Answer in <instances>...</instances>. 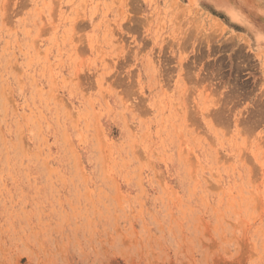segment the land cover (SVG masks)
<instances>
[{
    "label": "rangeland",
    "instance_id": "obj_1",
    "mask_svg": "<svg viewBox=\"0 0 264 264\" xmlns=\"http://www.w3.org/2000/svg\"><path fill=\"white\" fill-rule=\"evenodd\" d=\"M0 264H264V0H0Z\"/></svg>",
    "mask_w": 264,
    "mask_h": 264
}]
</instances>
